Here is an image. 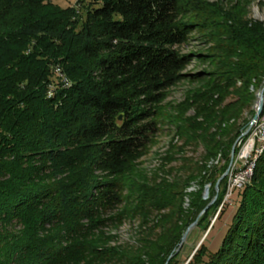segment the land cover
Returning a JSON list of instances; mask_svg holds the SVG:
<instances>
[{"label": "trees", "instance_id": "16d2710c", "mask_svg": "<svg viewBox=\"0 0 264 264\" xmlns=\"http://www.w3.org/2000/svg\"><path fill=\"white\" fill-rule=\"evenodd\" d=\"M50 1L0 0V264H165L214 198L243 134L232 121L252 108L249 88L264 79V30L223 28L227 56L195 54L214 72L188 76L203 82L187 98L195 114L186 118L179 106L172 120L185 145L202 147L200 162L188 168L183 160L176 170L184 178L173 168L148 177L139 163L158 132L160 104L192 58L176 47L199 26L186 19L205 7L92 0L81 20ZM192 184L198 189L186 192ZM225 193L226 179L195 226L209 231L187 264H264V152L227 203ZM230 210L209 251L211 232ZM127 220L134 239L117 244L112 231Z\"/></svg>", "mask_w": 264, "mask_h": 264}, {"label": "rangeland", "instance_id": "374dc122", "mask_svg": "<svg viewBox=\"0 0 264 264\" xmlns=\"http://www.w3.org/2000/svg\"><path fill=\"white\" fill-rule=\"evenodd\" d=\"M200 1L205 8H200L198 11L196 10L197 14L195 16L190 17L189 20L186 19L188 22L194 20L192 22L199 24V26L190 33L189 38L183 45L176 47V50L181 55L192 56L180 73L182 76H185V79L180 80L174 86L165 91V99L160 104L161 115L158 121V132L155 134L153 144L149 147L148 152L142 157L139 163V167L145 171L148 177H153L157 174L161 175V173L159 174V172H157L161 169L166 171L170 168L175 170L181 168L183 160H187V162L183 164L187 167L200 162L203 154L202 147L195 143L185 145L183 138H179L175 135V127L173 126L174 122L172 120V118L176 116L174 110L179 106L185 110L184 117L189 118L195 114L196 107H194L192 101H188L187 98L190 93H193L197 89H201L203 82L201 80L193 81L191 78H188V76L197 73L214 72V65H210L208 61H199L197 57H195V54L203 56L207 55L210 57L215 54L219 57L227 56L230 51L227 46L226 35L224 34V31H222L223 28L256 25L264 30V0ZM91 2L92 0H51L50 4L58 11L73 9L76 14V17L74 18L84 20L85 9L89 8ZM232 60L236 61V59ZM55 72H58V70L56 69ZM238 85L239 83L236 86ZM260 86V88L256 86L254 88L253 85V87L249 88L250 92H252L256 98L254 99L252 108L250 110H248V108H242L236 119L232 121L235 123V126L241 125V127H245L242 131L243 133L249 129V123L255 114V104L258 100L260 90L264 89V79L260 81ZM232 100L231 97L227 98L224 104H228ZM186 101L192 105L190 106V104L184 103ZM228 123H230V120ZM250 135L251 133L248 132L247 135L239 140L242 141L240 144L241 146ZM239 141L236 145L237 152ZM236 155L237 153L234 156V160ZM213 164L216 165L217 162L215 161ZM220 165H222V162L218 161L217 166ZM176 171H179L177 176H180V178L186 176V171H183V169L181 171ZM175 174L176 172H173L170 175L168 173L165 176L171 178L173 175L175 176ZM197 189L196 185L192 184L186 192L196 191ZM206 189L208 190V186L204 188V191ZM204 191L203 194H205ZM203 196L204 199H208V192ZM188 200V198L184 199L183 206L185 209L188 207ZM234 205V202L231 201L227 204V207L234 208ZM218 212L219 209L209 218L210 224L213 222ZM230 213H232V210L223 216V219L217 223V226L211 232L208 242L209 251H215L216 247L219 246L226 230ZM134 229L135 222L127 220L115 231H112V234H115L117 237V244L124 245L131 243L134 239ZM206 233L207 232H204L201 228L196 227H193L189 231L184 244L179 250L180 255L177 264L188 263L195 250L200 246L199 244L205 239Z\"/></svg>", "mask_w": 264, "mask_h": 264}, {"label": "built area", "instance_id": "2783aa9c", "mask_svg": "<svg viewBox=\"0 0 264 264\" xmlns=\"http://www.w3.org/2000/svg\"><path fill=\"white\" fill-rule=\"evenodd\" d=\"M64 86H68V84L65 83ZM262 100H264V98H262ZM248 132H250L251 135L242 146L240 145L238 147L236 158L230 168L226 184L227 193L225 201L228 200L234 189H240L245 185L248 171L250 170L251 156L255 154L258 146H260L261 143H264V107H262L261 113L258 115L257 119L252 120V125L249 126ZM241 142L242 141H240V144ZM236 168H245V173L242 176H238V185H230V176H235Z\"/></svg>", "mask_w": 264, "mask_h": 264}, {"label": "water", "instance_id": "95a60500", "mask_svg": "<svg viewBox=\"0 0 264 264\" xmlns=\"http://www.w3.org/2000/svg\"><path fill=\"white\" fill-rule=\"evenodd\" d=\"M262 107H264V100H262V93H260V94L258 95V100H257L256 105H255V114H254L253 117H252L253 120H256V119H257L258 115L261 113ZM248 131H249V129H248L245 133H243V134H242V135L236 140V142L234 143V145L232 146V150H231V153H230V160H229V163H228L227 169H226L225 172L220 176V178L217 180V182H216V184H215V186H214V190H215V193H216L215 196H214V198H213V199L210 201V203L205 207V209H204V210L198 215L196 221L193 222L191 225H189V226L185 229V231L183 232V234H182V236H181V238H180V241H179V243H178L177 248L174 250V252H173L172 254H170V256H169L168 259L166 260V263H165V264H168V262H169L170 259L173 257V255L179 252V250L181 249L182 245H183L184 242H185V239H186V237H187L189 231H190L193 227L196 226V224H197V222H198V220H199V217H201V216L204 214V212H205V211H206V210H207V209H208V208H209V207L215 202V200H216V198H217V195H218V192H219V185H220V183H221L224 179H226V184H227L228 174H229L230 168L232 167V165H233V163H234V156H235V149H236L237 142H238L242 137H244L245 135H247ZM208 187H209V186H208ZM206 192H208L207 189L204 191V193L206 194ZM226 193H227V187H226ZM226 193H225V196H226ZM205 194H203V195H205ZM225 196H224L223 203H227V202H228V200L225 201ZM203 197H204V196H203ZM216 216H217V215H216ZM215 218H216V217H215ZM215 218H214V220H215ZM214 220H213V222H214ZM213 222H212V224H213ZM212 224H211V225H212ZM208 231H209V230H208ZM208 231H207V233H208ZM207 233H206V235H207ZM203 240H204V239H203ZM201 243H202V242H201ZM201 243H200V244H201ZM200 244H199V245H200Z\"/></svg>", "mask_w": 264, "mask_h": 264}, {"label": "bare ground", "instance_id": "6f19581e", "mask_svg": "<svg viewBox=\"0 0 264 264\" xmlns=\"http://www.w3.org/2000/svg\"><path fill=\"white\" fill-rule=\"evenodd\" d=\"M262 93V98H264V89L260 90L259 94ZM256 99V98H255ZM256 105V104H255ZM252 120L249 123V126L252 125ZM240 146V141L238 143V147ZM264 152V143H261L260 146H258L257 151H255V154L251 156V161H250V170L248 171L247 175V181H245V184L250 180L252 174H253V169L255 167V159L260 156ZM245 173V168H236L235 169V176H230V185H238V176H242Z\"/></svg>", "mask_w": 264, "mask_h": 264}]
</instances>
